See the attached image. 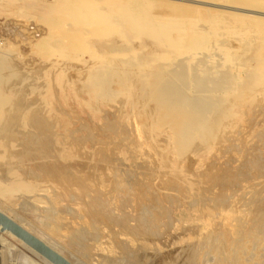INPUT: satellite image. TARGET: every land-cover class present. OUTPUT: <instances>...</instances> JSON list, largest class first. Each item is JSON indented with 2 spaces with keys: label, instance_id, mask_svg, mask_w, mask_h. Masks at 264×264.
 Masks as SVG:
<instances>
[{
  "label": "rangeland",
  "instance_id": "obj_1",
  "mask_svg": "<svg viewBox=\"0 0 264 264\" xmlns=\"http://www.w3.org/2000/svg\"><path fill=\"white\" fill-rule=\"evenodd\" d=\"M67 1L0 0V210L73 264H264V0Z\"/></svg>",
  "mask_w": 264,
  "mask_h": 264
},
{
  "label": "bare ground",
  "instance_id": "obj_2",
  "mask_svg": "<svg viewBox=\"0 0 264 264\" xmlns=\"http://www.w3.org/2000/svg\"><path fill=\"white\" fill-rule=\"evenodd\" d=\"M94 0H68L67 2H66V4H64L63 6H61V9H60V11H62V13H63V15L64 16H68V17H71V18H73V20H76L75 22L76 23H81V22H91L94 26H95V31L98 33V32H102V31H111V30H114V29H118V27L121 25L117 20H116V18H115V15H114V13L116 12L115 10H116V8H115V6H113V5H111L110 4V9H108V11L106 12V11H103L102 9H101V7L99 6V3H97V2H93ZM191 1H194V0H191ZM226 1V0H225ZM196 2H201V3H204L205 4V2L204 1H200V0H196ZM217 2V1H216ZM223 2H224V0H223ZM222 2V4L220 3V4H214V7H215V5H218V6H216V7H219V6H224V7H227L228 8V6H227V4H229V3H225L226 5H224V3ZM213 3V2H212ZM218 3V2H217ZM206 4H207V2H206ZM209 4V3H208ZM207 4V5H208ZM211 4V3H210ZM212 5V4H211ZM223 7V8H224ZM231 8V7H230ZM118 9V8H117ZM239 10H245L246 8H238ZM138 10V9H137ZM142 11H144V9H141ZM247 10V9H246ZM260 12V11H259ZM130 11H128V12H126V14H125V16L126 17H130ZM136 13H138V11L136 12ZM256 13H258V12H256ZM264 13V12H263ZM141 14H142V12H141ZM141 17H142V15H141ZM141 19V18H140ZM144 20H145V18H144ZM131 22V21H130ZM152 22V21H151ZM148 24V23H147ZM146 23H143V22H141V21H138V22H133V26L135 25V27L136 28H138V29H140V28H142L143 26H145V25H147ZM166 25H167V23H166ZM165 24H164V26L160 29V30H157L156 31V33H157V35L156 36H159L158 34H160V36H162L163 37V35H162V31L161 30H163L164 32H165V34L167 35V33H166V31L167 30H164L163 28L166 26ZM90 27V26H89ZM168 27H169V25L168 26H166V29H168ZM85 28H87V27H85ZM119 28H121V27H119ZM159 28V27H158ZM80 30V29H79ZM170 30V29H169ZM119 31H120V29H119ZM88 32V31H87ZM162 32V33H161ZM168 32V31H167ZM184 33V32H183ZM70 34V33H69ZM72 34V33H71ZM73 34L74 35H76L75 36V38H74V42H76L77 41V43L79 44L80 43V41L82 40L81 39V34H82V31H74L73 32ZM73 34H72V36H73ZM88 34V33H87ZM99 34H101V33H99ZM102 34H103V32H102ZM71 35H70V37H72ZM167 38V37H166ZM165 38V39H166ZM71 40H72V38H70ZM169 40V39H168ZM175 40H176V37H175ZM180 40V39H179ZM68 41V40H67ZM169 41H171V40H169ZM227 41V40H226ZM86 42V41H85ZM172 42V41H171ZM174 42V41H173ZM176 42V41H175ZM76 43V44H77ZM71 45V44H70ZM81 45V44H80ZM72 46V45H71ZM177 74L178 73H173V77H175V78H177L176 76H177ZM175 78H174V80L172 81V82H169V84L168 83H164L162 86V89H161V91L162 92H165L166 93V95H167V97H168V101H169V103L170 104H177L179 101H183V100H181V99H183V98H181V99H179L180 98V96L178 95V92H181V86H179L178 84H176V80H175ZM159 87V86H158ZM196 89V88H195ZM157 91V90H156ZM160 91V90H159ZM161 93V92H160ZM168 93V94H167ZM158 94V93H157ZM163 94V93H162ZM192 95H193V93H191ZM195 94V93H194ZM182 97H184V96H182ZM194 98V97H193ZM189 100V99H188ZM180 106H174V110H175V112H179V110H186L187 112H188V118L185 120V123H182L181 125H182V127H186V128H188V127H194V126H197V125H199V123L201 122V120H202V110H203V108L205 107V106H207V104L206 103H203V105L201 104V101H195V102H193L192 104L190 103V104H186V105H182V103L181 104H179ZM168 106H169V104H168ZM173 107V106H172ZM32 179V178H31ZM69 181V180H68ZM3 212V211H2ZM11 218V217H10ZM23 227V226H22ZM24 228V227H23ZM26 229V228H25ZM0 230H1V233L3 232V231H5V232H9L8 230H6L5 228H3L1 225H0ZM10 233V232H9ZM1 236V235H0ZM3 236H5V235H3ZM2 236V237H3ZM6 237H7V235H6ZM8 238V237H7ZM7 238H1L2 240H3V243H7L8 242V246H9V250H10V252H13V244L12 243H10L8 240H6ZM8 239H11V238H8ZM43 241V240H42ZM4 244V245H5ZM47 244V243H46ZM17 245V244H16ZM7 246V245H6ZM8 246H7V248H8ZM51 247V246H50ZM52 248V247H51ZM11 258H12V256H11ZM18 263H20L19 261H17ZM16 262V263H17ZM22 262V261H21ZM26 263V262H25ZM22 264H23V262H22Z\"/></svg>",
  "mask_w": 264,
  "mask_h": 264
},
{
  "label": "water",
  "instance_id": "obj_3",
  "mask_svg": "<svg viewBox=\"0 0 264 264\" xmlns=\"http://www.w3.org/2000/svg\"><path fill=\"white\" fill-rule=\"evenodd\" d=\"M0 225L8 230L12 235L28 245L31 249L37 251L53 264H73L39 237L32 234L29 230L23 228L7 214L0 210Z\"/></svg>",
  "mask_w": 264,
  "mask_h": 264
}]
</instances>
